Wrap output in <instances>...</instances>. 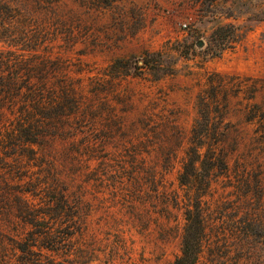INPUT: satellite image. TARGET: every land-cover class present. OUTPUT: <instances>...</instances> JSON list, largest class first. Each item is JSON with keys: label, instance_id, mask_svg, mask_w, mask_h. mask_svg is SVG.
Instances as JSON below:
<instances>
[{"label": "rangeland", "instance_id": "obj_1", "mask_svg": "<svg viewBox=\"0 0 264 264\" xmlns=\"http://www.w3.org/2000/svg\"><path fill=\"white\" fill-rule=\"evenodd\" d=\"M0 24V264L49 198L63 253L36 264H173L195 208L196 264H264V0H0Z\"/></svg>", "mask_w": 264, "mask_h": 264}, {"label": "trees", "instance_id": "obj_2", "mask_svg": "<svg viewBox=\"0 0 264 264\" xmlns=\"http://www.w3.org/2000/svg\"><path fill=\"white\" fill-rule=\"evenodd\" d=\"M221 29L222 27L217 28V30ZM157 55L158 54L156 53L149 54V58L144 60L143 64L149 65L153 73H158L156 75L159 77L160 72L161 75L168 73L160 67V63L156 59ZM15 90V82L12 80L5 81L0 78V95L2 93L12 94ZM45 106V102H42V98L37 100L35 110L37 112H34V114H29V111L24 112V116L16 122V126H14L15 128H13L11 132L17 130L18 136L27 138L30 143H38L40 140L45 139L48 135V130L46 128H42L41 125L42 118L46 117L45 114H47ZM2 115V112H0V118ZM196 161L197 159L195 158H189L183 164V170L179 174V181L181 184L190 183L192 176H195L194 169ZM202 161L203 163H201V165L203 167L204 160ZM31 191L35 193V195H38V192H41L42 190L35 188ZM46 204L49 208L48 212L42 210V207L29 205V224L32 228L29 232V264H36L37 256L43 249L51 251L57 256H60V254L63 253L64 239L62 238V235L64 233V229L61 227L58 220V216H60V214L57 213V206L53 202V198L51 201L49 198ZM197 209L198 208H195L194 211L188 209L186 211L187 223L182 236L181 253L175 258L173 264H196L197 252L199 250L202 232V223ZM46 217L49 219L48 221H44ZM243 225L246 229L250 227L248 222H243ZM255 227L256 225L252 228V230L254 232L256 231L257 233H261L260 230L258 231Z\"/></svg>", "mask_w": 264, "mask_h": 264}, {"label": "built area", "instance_id": "obj_3", "mask_svg": "<svg viewBox=\"0 0 264 264\" xmlns=\"http://www.w3.org/2000/svg\"><path fill=\"white\" fill-rule=\"evenodd\" d=\"M183 26L185 27L186 25H185V24H183Z\"/></svg>", "mask_w": 264, "mask_h": 264}]
</instances>
